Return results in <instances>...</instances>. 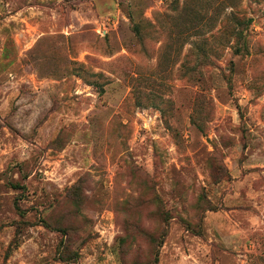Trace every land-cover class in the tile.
<instances>
[{
	"label": "rangeland",
	"instance_id": "rangeland-1",
	"mask_svg": "<svg viewBox=\"0 0 264 264\" xmlns=\"http://www.w3.org/2000/svg\"><path fill=\"white\" fill-rule=\"evenodd\" d=\"M156 258L264 264V0H0V264Z\"/></svg>",
	"mask_w": 264,
	"mask_h": 264
},
{
	"label": "trees",
	"instance_id": "trees-1",
	"mask_svg": "<svg viewBox=\"0 0 264 264\" xmlns=\"http://www.w3.org/2000/svg\"><path fill=\"white\" fill-rule=\"evenodd\" d=\"M155 242L157 243V245L161 246L163 245V240H155ZM158 257V251H157V255ZM71 257V258H70ZM79 254L77 252H72V250H70L67 246H65L63 248V250L61 251L60 254V260L63 262H67V261H71V260H78ZM70 259V260H69ZM154 264H158V258L155 259V263Z\"/></svg>",
	"mask_w": 264,
	"mask_h": 264
}]
</instances>
